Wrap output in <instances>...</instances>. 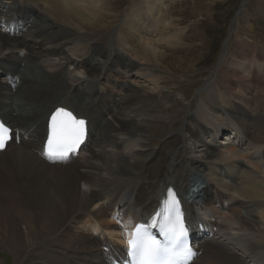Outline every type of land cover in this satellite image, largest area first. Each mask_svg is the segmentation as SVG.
<instances>
[{"label": "bare ground", "instance_id": "1", "mask_svg": "<svg viewBox=\"0 0 264 264\" xmlns=\"http://www.w3.org/2000/svg\"><path fill=\"white\" fill-rule=\"evenodd\" d=\"M8 1L0 0V71L11 64L16 80L22 76L19 72L23 74L22 63L37 64L44 58L49 70L39 67L31 75L52 84L25 87L27 91L17 96L8 84L11 77L1 71L7 88L2 93L0 84V115L16 138L0 152V252L12 256L13 264H110L108 255L113 260L124 256L127 230L154 216L169 187L185 197L196 182L191 194L204 203L187 197L186 211L190 222L211 224L212 231L194 240L201 252L193 264H264V107L255 110L256 96L246 89V84L263 86L264 92V81L250 70L262 61L264 48L250 44L238 56L242 72L233 70V77L241 81L239 91L246 97L233 92L234 81L227 94L211 88L187 125L148 152L145 136L153 96L140 95L139 84L130 78L136 73L142 84L159 90V76L138 65L145 66L159 53L149 36L172 28L169 24L159 32L157 21L150 26L149 15L157 5L160 13L165 0H153L133 12L134 22L130 19L132 24L120 34L126 43L117 42L132 61L115 63L116 68L105 66L107 62L103 68L112 54L97 51L84 39L89 26L103 15L87 5L98 0ZM21 29L30 32L23 34ZM174 40L168 36L165 43L174 46ZM72 67L86 69L85 81L76 79ZM98 72L115 88H99L98 77H91ZM119 75L129 81L128 87L117 86ZM69 77L77 80L76 87L68 83ZM117 89L125 93L119 101ZM18 100L26 110L17 111ZM59 107L89 121L88 142L79 157L68 161L43 158L50 116ZM105 117L111 122L102 128ZM221 140L225 150L217 151L214 147ZM93 143L99 150L92 149ZM113 146L116 150L111 151ZM193 167L201 170L206 182L191 180L198 174L192 173ZM214 188L216 196L211 193ZM122 222L125 231L118 234Z\"/></svg>", "mask_w": 264, "mask_h": 264}, {"label": "rangeland", "instance_id": "2", "mask_svg": "<svg viewBox=\"0 0 264 264\" xmlns=\"http://www.w3.org/2000/svg\"><path fill=\"white\" fill-rule=\"evenodd\" d=\"M98 1L94 4L90 3L87 5L94 10L103 12L102 16H104L105 12L106 16L104 19L100 16L96 22H93V24L89 26L86 30L87 32L84 39L94 44L97 51L108 50L112 54L111 57L109 56L108 60H105L103 64H101L103 68L111 64L115 67L116 64L131 63L130 61L132 60L130 57L121 52V47L118 44L121 42V31L132 24L130 23L132 21L129 22L130 19L134 22L135 18L133 19L132 14L137 8L145 7L146 4H149V2L153 0ZM8 2L9 1L6 0V3ZM159 8L161 9V7L157 5L155 11L149 15L150 26H153V21H157L159 25L157 24L156 27L159 32H161L160 29H163L164 26H168L169 24L172 28L163 35L159 33L154 36H149L151 40H155L154 46L158 48L159 53L155 56L157 59L152 57L151 62L146 63L145 66L138 65L139 68L143 67V70L146 68L148 70L147 72L159 76L161 82L159 84V90H157V92L152 89V87L142 84V82L135 77L137 76L136 73H134L135 75L133 74L131 78L129 77L131 82L133 81L132 79H134L139 84L137 91L140 95L149 96L151 98L153 96V103L149 106L148 112V114L152 116V121L150 128H148L149 136H145V141L151 149V151L149 150L148 152H152L153 149L158 147L163 140L170 136L169 134H174L176 131L180 132L182 128L187 125L188 118L194 116L195 112H197L196 110L201 107L202 101H205L211 88L213 91L218 90L222 94H227L230 81H234L237 83L234 87H231L233 92L239 95L242 94L246 97L245 91H242V93L239 91L240 83L238 84V82L241 81H237L233 77V70L236 69L242 72L241 67H238L239 64L237 63L238 56L244 54L246 50H249L248 45L250 44H254V46L258 48H264V0H165L162 6L163 9L160 13ZM147 24L148 23H144L143 26L146 27L145 31L149 32V25L147 28ZM156 27L154 26V28ZM21 30L23 34H28L30 32V30L27 29ZM16 31L19 33V30ZM168 36L175 37L173 42L174 46L165 43V39ZM119 39L120 41H118ZM161 39L164 40L159 42L158 40ZM121 43L125 44L126 42ZM130 49L133 50V48ZM135 51L139 52L138 48L135 49ZM23 55H25V52ZM96 59L97 58H95L93 63L97 62ZM38 62L37 64L22 63L21 67L22 69L24 68L23 74L19 72L18 74L22 76H17L16 80L14 77L17 73H12L10 71L13 68L11 64H7L3 67L4 69L1 71L7 74L8 77H11L8 84L13 88L15 94L17 93L19 95L21 92H26V88L50 87L52 84L51 81H41L37 77L35 78L34 75V77L31 75L36 71V68L38 69L39 67L49 70L47 66H49L50 62L47 59L45 60L43 58ZM106 62L107 64L105 65ZM243 63L244 62H241L240 65ZM256 65L255 63V66ZM245 67L247 68V66ZM137 68L138 67H136L135 70ZM74 70L78 76L76 79H81V82L85 81L86 69L80 67L74 69V67H72L71 71L74 72ZM250 70L252 75L255 73V75H258L259 79L264 81V57L255 69L250 67ZM1 71L0 84H4L1 85V91L3 93L7 86L5 81L2 82L6 75H2ZM101 73L103 72L93 74L91 77H98L96 78V85L101 88L100 85L104 84L103 91H105L111 87V81L104 79ZM140 74H143V71H141ZM67 79L70 85L75 87L78 85L76 79L73 80L72 77ZM101 79H104L102 84L99 82ZM118 81V87L126 86V81L129 82L125 80L122 75H119L116 82ZM84 84L86 85V83ZM108 84L110 86H106ZM111 88H115V86ZM246 89L249 90L251 97L256 96V101L252 100L254 104L252 106H256L254 109L256 110L258 106L261 108L264 107V92L261 91L263 86L249 87L248 84H246ZM6 91L10 94L9 89H6ZM124 94L125 93H122V91L119 92L117 89V94L115 95L116 100H122V98L125 97ZM2 99L7 101V96L3 95ZM20 101L22 100L20 99ZM86 103L90 104L91 100H87ZM15 105L17 111L26 110L24 104L20 103L19 100ZM244 107L246 106L244 105ZM262 114H264L263 110ZM105 120L106 122H103L101 125L102 128H105L111 122V120L109 121V117H105L104 121ZM216 144L214 149L217 151L225 150V146L222 147V140L220 143L217 142ZM217 147H221L222 150ZM94 148L96 151L99 150V148L96 147V143L92 145V149ZM114 149V146L111 147V151H114ZM105 150H109V147H106ZM193 172L198 174L196 176L192 175L191 180L196 179L199 183L204 182V180L205 182L207 181L201 170H197L193 167L192 173ZM200 175L203 176V181ZM195 184L196 182L190 188V192L193 188H196ZM214 192H218L216 188H214L211 193ZM214 196L216 195L214 194ZM0 264H13V257L0 252Z\"/></svg>", "mask_w": 264, "mask_h": 264}, {"label": "snow or ice", "instance_id": "3", "mask_svg": "<svg viewBox=\"0 0 264 264\" xmlns=\"http://www.w3.org/2000/svg\"><path fill=\"white\" fill-rule=\"evenodd\" d=\"M51 130L45 153L51 160H66L75 154L86 134L85 121L77 120L64 109H58L52 116ZM11 131L0 123V149L5 147L6 138H11ZM168 197L150 224H137L127 236L130 264H190L196 255L188 242V227L178 209L179 201L171 190ZM151 228L158 229L163 243L152 235Z\"/></svg>", "mask_w": 264, "mask_h": 264}]
</instances>
